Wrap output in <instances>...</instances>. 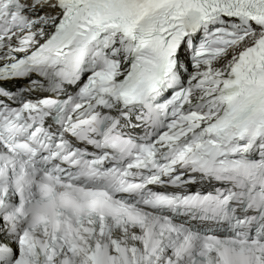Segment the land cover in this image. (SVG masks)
Returning a JSON list of instances; mask_svg holds the SVG:
<instances>
[{
	"label": "snow or ice",
	"instance_id": "1",
	"mask_svg": "<svg viewBox=\"0 0 264 264\" xmlns=\"http://www.w3.org/2000/svg\"><path fill=\"white\" fill-rule=\"evenodd\" d=\"M0 264H264V0H0Z\"/></svg>",
	"mask_w": 264,
	"mask_h": 264
}]
</instances>
